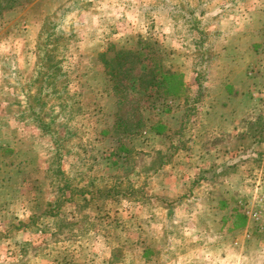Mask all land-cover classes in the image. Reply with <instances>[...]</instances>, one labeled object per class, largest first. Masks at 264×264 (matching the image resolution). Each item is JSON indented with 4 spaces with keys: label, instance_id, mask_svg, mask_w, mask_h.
I'll use <instances>...</instances> for the list:
<instances>
[{
    "label": "rangeland",
    "instance_id": "1",
    "mask_svg": "<svg viewBox=\"0 0 264 264\" xmlns=\"http://www.w3.org/2000/svg\"><path fill=\"white\" fill-rule=\"evenodd\" d=\"M0 264H264V0H0Z\"/></svg>",
    "mask_w": 264,
    "mask_h": 264
},
{
    "label": "crops",
    "instance_id": "2",
    "mask_svg": "<svg viewBox=\"0 0 264 264\" xmlns=\"http://www.w3.org/2000/svg\"><path fill=\"white\" fill-rule=\"evenodd\" d=\"M236 123H237V122H235V121H232V122H231V124H233V125H235Z\"/></svg>",
    "mask_w": 264,
    "mask_h": 264
},
{
    "label": "trees",
    "instance_id": "3",
    "mask_svg": "<svg viewBox=\"0 0 264 264\" xmlns=\"http://www.w3.org/2000/svg\"><path fill=\"white\" fill-rule=\"evenodd\" d=\"M170 77L167 75V77L165 78V80L169 79ZM164 80V79H163Z\"/></svg>",
    "mask_w": 264,
    "mask_h": 264
}]
</instances>
